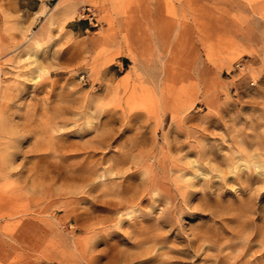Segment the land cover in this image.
I'll list each match as a JSON object with an SVG mask.
<instances>
[{
    "label": "rangeland",
    "instance_id": "obj_1",
    "mask_svg": "<svg viewBox=\"0 0 264 264\" xmlns=\"http://www.w3.org/2000/svg\"><path fill=\"white\" fill-rule=\"evenodd\" d=\"M0 264H264V0H0Z\"/></svg>",
    "mask_w": 264,
    "mask_h": 264
},
{
    "label": "bare ground",
    "instance_id": "obj_2",
    "mask_svg": "<svg viewBox=\"0 0 264 264\" xmlns=\"http://www.w3.org/2000/svg\"><path fill=\"white\" fill-rule=\"evenodd\" d=\"M40 72V71H39ZM109 92V91H108ZM55 121V120H54ZM56 122V121H55ZM59 123V122H58ZM56 130V129H55ZM62 130V129H61ZM40 137V136H39ZM96 141V140H95ZM142 145V144H141ZM131 148V147H130ZM93 159H95V158H93ZM117 167H118V165H117ZM37 170V169H36ZM82 186V185H81ZM126 198V197H125ZM119 199V198H118ZM124 199V198H123ZM128 199V198H127ZM118 205V204H117ZM127 206V205H126Z\"/></svg>",
    "mask_w": 264,
    "mask_h": 264
},
{
    "label": "built area",
    "instance_id": "obj_3",
    "mask_svg": "<svg viewBox=\"0 0 264 264\" xmlns=\"http://www.w3.org/2000/svg\"><path fill=\"white\" fill-rule=\"evenodd\" d=\"M238 66H240V64H238Z\"/></svg>",
    "mask_w": 264,
    "mask_h": 264
}]
</instances>
